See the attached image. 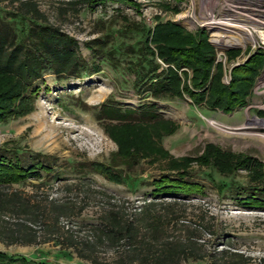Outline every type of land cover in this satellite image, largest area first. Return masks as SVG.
Returning <instances> with one entry per match:
<instances>
[{"label": "rangeland", "instance_id": "obj_1", "mask_svg": "<svg viewBox=\"0 0 264 264\" xmlns=\"http://www.w3.org/2000/svg\"><path fill=\"white\" fill-rule=\"evenodd\" d=\"M22 1L34 3L46 26L74 41L86 71L78 79L45 72L30 85L37 88L30 101L4 103L13 112L0 123V148L40 156L51 171L11 186L44 207L42 225L34 227L36 244L0 243V254L41 264H91L77 259L65 241L91 242L89 227L111 204L131 214L142 201H155L173 204L178 213L166 235H192L199 245L202 259L181 264L237 263L219 252L241 256L244 264H264V206L243 205L251 193L264 190V17L259 13L264 5L258 0H104L88 7L85 0ZM12 17L8 0H0V23L13 25ZM162 23L192 37L203 34L214 57L209 78L219 72L217 85L223 88L230 86L236 68L261 56L241 108L224 114L190 104L184 95L152 100L133 88L136 63H142L141 56L148 59L140 51L144 35ZM99 43L109 53L104 59L84 48ZM152 60L159 70L166 68L154 55ZM179 72L185 73L183 80L178 75L179 85L189 87L191 73ZM13 81L0 76V98L14 92ZM149 105L146 112L158 121L145 125H118L104 114L109 107L133 111L126 120L141 122L146 118L136 108ZM90 165L104 168L107 179ZM181 171L198 184L199 194L150 196L152 181ZM49 201L68 204L69 214L54 225L45 206ZM113 254L99 247L91 259L108 264Z\"/></svg>", "mask_w": 264, "mask_h": 264}, {"label": "trees", "instance_id": "obj_2", "mask_svg": "<svg viewBox=\"0 0 264 264\" xmlns=\"http://www.w3.org/2000/svg\"><path fill=\"white\" fill-rule=\"evenodd\" d=\"M103 1L85 0L84 4L89 7L101 5ZM8 3L13 9V25L0 23V76L14 80L12 88L15 90L8 95L3 93L0 98V103L3 104L0 105V123L9 119L13 112L4 108V103L18 98L22 102L30 101L37 90L30 85L40 79L43 73H51L54 77L67 76L78 79L80 73L86 71L85 63L75 53L74 41L51 26H46L34 3L22 0H8ZM152 32L153 34L148 37L149 32L146 31L141 42L140 51L148 59L146 61L141 56L142 63H136L133 88L141 89V92L152 100L163 97L177 99L184 95L190 100V104L200 106L203 103L205 108L216 109L224 114H229L235 107L243 106L247 88L252 85L251 80L260 68L261 56L248 58L241 68H236L237 71L232 73L230 86L223 88L217 85L219 73L216 71L217 66L214 67L216 73L211 80L209 78L214 57L202 33L192 37L175 25L164 23L156 25ZM89 45H84V48L95 59H104L108 53V50L103 49L102 43ZM153 55L166 68L159 70L158 65L152 60ZM90 68L92 72H96L94 66ZM178 70H187L191 73L189 87L179 85L178 75L183 80L185 73L178 74L176 73ZM152 107L149 105L136 108L137 113L146 118L141 122L126 120L133 111L125 112L109 107L104 110V114L118 125L137 123L145 125L158 121L153 113L146 112ZM108 135L116 139L112 133ZM39 158L37 155L17 154L14 150L10 152L0 148V217L15 218L10 223L0 218V243L3 245L17 244L28 247L37 242L34 227L42 225L44 207L40 209L30 196L26 197L10 188L14 184L24 183L26 179H38L40 171L43 175L50 173L48 165L42 163ZM89 169L99 172L103 178L108 177L107 171L98 165H90ZM150 186L153 188L150 196L161 198L167 196L173 199L187 198L201 191L198 184L189 182L182 171L160 177L152 181ZM243 205L255 208L264 206V190L251 193L249 197L243 199ZM45 206L54 220L52 225L59 217L69 214L66 207L68 204L58 205L49 201ZM173 206L171 203L159 205L155 201H142L131 214H125L121 208L111 204L101 211L97 223L89 227L93 236L91 242L84 239L74 243L68 238L64 243L74 252L77 259L89 260L91 264H95L91 256L99 247L114 253L113 260L108 264H181L186 260L198 261L203 255L198 252L199 245L193 240L192 235H185L183 238L166 235L179 218L178 213L172 210ZM219 254L224 255V258L237 260L236 264L245 263L241 256L228 252ZM0 264L41 263L28 262L1 253Z\"/></svg>", "mask_w": 264, "mask_h": 264}, {"label": "built area", "instance_id": "obj_3", "mask_svg": "<svg viewBox=\"0 0 264 264\" xmlns=\"http://www.w3.org/2000/svg\"><path fill=\"white\" fill-rule=\"evenodd\" d=\"M258 3L260 4H262V6L264 5V0H258ZM259 13H262L263 14V17H264V10L262 11V10H259ZM262 20V19H261Z\"/></svg>", "mask_w": 264, "mask_h": 264}, {"label": "bare ground", "instance_id": "obj_4", "mask_svg": "<svg viewBox=\"0 0 264 264\" xmlns=\"http://www.w3.org/2000/svg\"><path fill=\"white\" fill-rule=\"evenodd\" d=\"M263 138H264V134L263 135H261Z\"/></svg>", "mask_w": 264, "mask_h": 264}]
</instances>
